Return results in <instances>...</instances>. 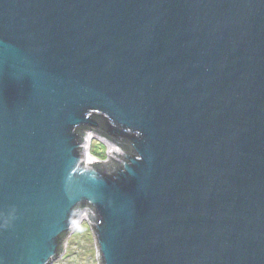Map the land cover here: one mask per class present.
Listing matches in <instances>:
<instances>
[{"label":"water","instance_id":"1","mask_svg":"<svg viewBox=\"0 0 264 264\" xmlns=\"http://www.w3.org/2000/svg\"><path fill=\"white\" fill-rule=\"evenodd\" d=\"M82 217L98 264H264V0H0V264Z\"/></svg>","mask_w":264,"mask_h":264},{"label":"rangeland","instance_id":"2","mask_svg":"<svg viewBox=\"0 0 264 264\" xmlns=\"http://www.w3.org/2000/svg\"><path fill=\"white\" fill-rule=\"evenodd\" d=\"M90 149L93 155L105 159L106 150L101 143L93 140ZM63 252V256L51 264H98L92 231L85 220L78 225L73 235L67 237Z\"/></svg>","mask_w":264,"mask_h":264},{"label":"built area","instance_id":"3","mask_svg":"<svg viewBox=\"0 0 264 264\" xmlns=\"http://www.w3.org/2000/svg\"><path fill=\"white\" fill-rule=\"evenodd\" d=\"M90 132H93L92 130H88L87 131V134H86V139H85V144H86V146L84 145V149L87 151V152H89V153H91L90 151H91V144H92V141L93 140H96V141H98L99 143H101L103 146H104V150H106V155H110V153L112 152V150L113 149H111V148H109V141H107L106 139H104V138H102L101 136H99V135H97L96 133H94V134H96V135H94V136H92V137H89L88 138V140H87V135H88V133H90ZM92 154V153H91ZM95 157H97V158H99V159H101L100 157H98V156H96V155H94ZM83 220H85L86 221V223L89 225V223H88V221H87V219H86V217H82V219L80 220V222L77 224V226L68 234V236H71V235H73L74 233H75V231H76V229H77V227H78V225L83 221ZM90 226V225H89ZM91 229V228H90ZM67 236V237H68ZM67 239V238H66ZM95 251H96V249H95ZM63 253L64 252H62L61 253V255H59V257L58 258H56V260L57 259H59V258H61V256H63ZM54 262V261H53Z\"/></svg>","mask_w":264,"mask_h":264},{"label":"trees","instance_id":"4","mask_svg":"<svg viewBox=\"0 0 264 264\" xmlns=\"http://www.w3.org/2000/svg\"><path fill=\"white\" fill-rule=\"evenodd\" d=\"M89 128H86V127H78V131L81 133H83V132H85V130H88ZM96 131L98 132V133H100L101 135H103V136H106V134H105V132L103 131V130H100V129H96ZM107 138H109L110 139V137L109 136H106ZM120 147L121 148H123V149H125V150H129V145L128 144H121L120 145ZM116 162L114 161V160H112L111 162H110V164L109 165H107V166H105V165H102L101 163H99V162H93L92 163V165L93 166H95L96 168H98V169H100V170H102V171H107V170H110L111 168H112V166L115 164ZM65 233H62V236L64 235Z\"/></svg>","mask_w":264,"mask_h":264},{"label":"bare ground","instance_id":"5","mask_svg":"<svg viewBox=\"0 0 264 264\" xmlns=\"http://www.w3.org/2000/svg\"><path fill=\"white\" fill-rule=\"evenodd\" d=\"M94 135H96V134H94L93 132L88 133V135H87V140H88L89 137H92V136H94ZM85 143H86V142H85ZM109 143H112V142H109ZM109 143H108V144H109ZM85 146H86V144H85ZM111 149H113V148H111Z\"/></svg>","mask_w":264,"mask_h":264}]
</instances>
